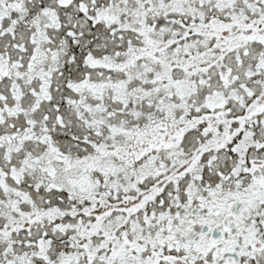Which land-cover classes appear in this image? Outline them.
<instances>
[{
  "label": "snow or ice",
  "instance_id": "1",
  "mask_svg": "<svg viewBox=\"0 0 264 264\" xmlns=\"http://www.w3.org/2000/svg\"><path fill=\"white\" fill-rule=\"evenodd\" d=\"M0 264H264V0H0Z\"/></svg>",
  "mask_w": 264,
  "mask_h": 264
}]
</instances>
